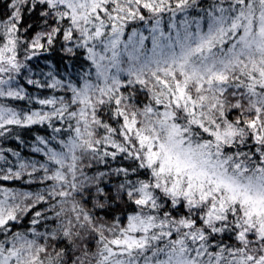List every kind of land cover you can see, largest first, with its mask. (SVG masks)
<instances>
[{
  "label": "snow or ice",
  "instance_id": "snow-or-ice-1",
  "mask_svg": "<svg viewBox=\"0 0 264 264\" xmlns=\"http://www.w3.org/2000/svg\"><path fill=\"white\" fill-rule=\"evenodd\" d=\"M0 264H264V0H0Z\"/></svg>",
  "mask_w": 264,
  "mask_h": 264
}]
</instances>
